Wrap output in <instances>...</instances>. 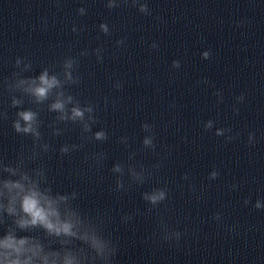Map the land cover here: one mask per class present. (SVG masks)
I'll return each mask as SVG.
<instances>
[{
    "label": "clouds",
    "instance_id": "9594fccd",
    "mask_svg": "<svg viewBox=\"0 0 264 264\" xmlns=\"http://www.w3.org/2000/svg\"><path fill=\"white\" fill-rule=\"evenodd\" d=\"M107 6L115 7V0H109ZM139 10L147 13V5L141 4ZM78 11L80 14L85 12L83 8ZM100 28L104 33L108 32L107 25L101 24ZM21 63L18 58L17 67ZM76 63L73 58L64 60L63 78L46 67L34 77L15 73V79L7 85L9 92L20 93L19 97L11 96V107L18 109L12 128L19 135L31 136L34 146L29 154H18L14 163L0 158V226H3L0 264H90L94 257L86 248L96 255H102L106 247L98 224L73 204L77 193L54 191L43 165L28 166L39 158L41 152L47 153L50 145L40 143V113L33 108H23L24 97L38 106L47 102V110L57 114V122L79 124L83 133L91 132L96 123L93 106H82L65 90L66 85L78 82L73 75ZM173 63L179 66L178 62ZM30 67V64H25L21 71H27ZM0 116L7 119V113H0ZM61 133L60 128H54L53 135ZM92 139L103 141L107 139V134L104 130L96 131ZM77 147L64 145L60 152L68 154ZM118 170L119 166L113 168V171ZM77 241L80 246L76 245ZM54 244L59 247H54Z\"/></svg>",
    "mask_w": 264,
    "mask_h": 264
}]
</instances>
